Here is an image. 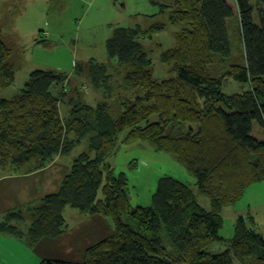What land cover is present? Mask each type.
<instances>
[{"label": "trees", "instance_id": "trees-1", "mask_svg": "<svg viewBox=\"0 0 264 264\" xmlns=\"http://www.w3.org/2000/svg\"><path fill=\"white\" fill-rule=\"evenodd\" d=\"M150 1L161 13L169 10L170 23L184 25L175 46L161 55L174 76L155 77L142 41L165 30L164 23L148 30L116 27L106 42L108 55L135 91L133 98L122 100L125 109L116 119L107 102L91 105L80 100L71 101L63 118L60 107L70 76L53 70L36 69L19 94L0 96V168H41L84 139L89 142L88 152L74 159L60 189L32 208L27 231L11 223L12 218H22L21 212L0 217V230L32 242L57 238L67 227L64 209L69 205L110 219L113 232L89 246L81 262L44 259L40 264H246L244 259L254 254L255 264H264V236L252 218L239 217L231 238L221 235L223 208L235 205L251 185L264 181V140L253 134L255 122L264 129V7L257 25L249 0ZM236 15L246 61L213 76L207 65L217 56H231L229 21ZM11 55L12 49L0 40V90L16 79ZM84 70L77 66L75 72ZM88 71L96 85L100 75L110 76L104 65L97 69L100 75L94 66ZM228 79L247 88L226 93L222 88ZM154 115L158 118L151 120ZM138 140L172 154L210 199L211 210L200 205L190 186L172 176L158 180L151 205L133 208L128 174L116 173L109 157L121 144ZM131 163L130 167L137 165ZM127 212L139 219V230L122 221ZM162 229L174 249L165 245ZM146 230L152 236L144 234ZM215 243L222 249L206 250Z\"/></svg>", "mask_w": 264, "mask_h": 264}, {"label": "rangeland", "instance_id": "rangeland-1", "mask_svg": "<svg viewBox=\"0 0 264 264\" xmlns=\"http://www.w3.org/2000/svg\"><path fill=\"white\" fill-rule=\"evenodd\" d=\"M249 2L253 7L254 21L260 25L264 0ZM156 23H164L165 30L142 41L153 61L155 77L166 80L174 74L163 64L161 55L175 46L176 34L184 25L170 23L169 10L161 13L159 6L152 4L150 0H0V40L12 49L11 61L16 69L14 83L1 89L0 96L12 98L19 94L30 72L36 69L53 70L70 76L66 85V101L60 107L63 118L70 112L71 101L80 100L91 105L107 102L111 117L116 119L125 109L122 100L126 96L133 98L135 91L130 90L126 84L123 69L118 68L116 61L109 57L106 42L116 27L140 26L141 29L148 30ZM239 24L238 15L230 19L231 56L226 60L215 57L206 67L209 74L221 76L232 65L245 63ZM101 65H104L105 74H109V77H102L98 73L97 69ZM77 66H84L85 70L78 74L75 72ZM89 66H94L96 74L100 75L98 85L92 80ZM246 87L242 82L228 79L222 89L226 93H234L241 92ZM137 93L141 94L140 91ZM157 118L154 115L151 120ZM254 126L253 134L264 140V129L256 122ZM88 150V139H84L69 154L64 155L62 161H74L78 155ZM109 161L116 173L128 174V192L133 208L151 205L158 180L162 176H172L190 186L200 205L211 210L210 199L200 192L195 178L187 169L172 154L156 150L147 141L121 144L119 150L109 157ZM133 161L137 165L130 167ZM21 213L24 215L26 211ZM86 215L87 213L69 205L64 209L67 225H79ZM242 215L252 218V223L264 236V181L251 185L241 200L223 211L225 222L221 235L231 238L235 232L236 217ZM121 218L133 229H140L139 219L130 212L124 213ZM144 234L152 236L147 230ZM159 235L169 249H174L165 229ZM213 245H209L206 250H213ZM222 245L228 247L226 243ZM256 258L257 255L254 254L246 257L244 262L255 264Z\"/></svg>", "mask_w": 264, "mask_h": 264}, {"label": "crops", "instance_id": "crops-1", "mask_svg": "<svg viewBox=\"0 0 264 264\" xmlns=\"http://www.w3.org/2000/svg\"><path fill=\"white\" fill-rule=\"evenodd\" d=\"M63 156L41 168L24 171H16L9 165L0 168V217L26 211L22 218H12L11 223L27 231L33 222L32 208L60 189L72 167L73 160L62 161ZM231 206H225L223 211ZM112 232L113 225L107 218L88 213L79 225H67L57 238L43 237L37 242L0 230V264H40L44 259L81 262L89 246ZM213 248L218 250L222 246L215 243Z\"/></svg>", "mask_w": 264, "mask_h": 264}]
</instances>
